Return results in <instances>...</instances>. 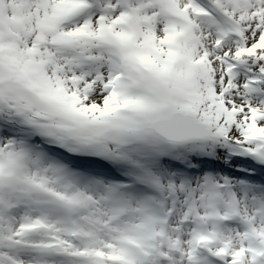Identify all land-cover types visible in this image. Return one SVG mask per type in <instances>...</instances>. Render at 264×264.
<instances>
[{"label":"snow or ice","instance_id":"6c2138e0","mask_svg":"<svg viewBox=\"0 0 264 264\" xmlns=\"http://www.w3.org/2000/svg\"><path fill=\"white\" fill-rule=\"evenodd\" d=\"M0 264H264V0H0Z\"/></svg>","mask_w":264,"mask_h":264}]
</instances>
